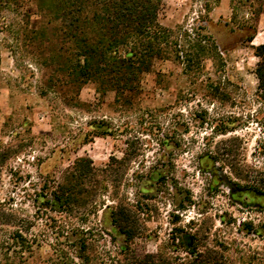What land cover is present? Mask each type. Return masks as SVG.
<instances>
[{
    "label": "rangeland",
    "instance_id": "374dc122",
    "mask_svg": "<svg viewBox=\"0 0 264 264\" xmlns=\"http://www.w3.org/2000/svg\"><path fill=\"white\" fill-rule=\"evenodd\" d=\"M3 1L0 264H63L60 257H71L79 232L92 264L118 259L123 238L110 224L117 205L131 211L139 206L142 237L130 247L138 258L169 253L185 259L177 237L190 235L198 253L218 264H264V200L247 190L264 175V102L257 97L254 74L259 60L245 49V40L240 50L230 51L251 36L255 18L250 11L264 0H229L232 25L211 16L215 8L219 16L228 15L220 0H162L157 22L173 30L180 45L196 38L197 27H205L223 43V66L206 59L190 79L174 56L154 60L141 78L136 106L127 112L114 109V94L101 96L93 84L78 93L81 110L44 92L49 71L40 64L49 49L25 46L23 35L51 34L55 25L38 22L35 0ZM258 30H264L263 21ZM99 121L113 136L84 141L88 124ZM128 144L139 155L117 166L112 182L94 183L84 206L61 212L40 202L41 195L48 200L64 183L77 160H89L100 170L111 158L121 160ZM151 173L159 175L158 182ZM16 234L31 251L14 241Z\"/></svg>",
    "mask_w": 264,
    "mask_h": 264
},
{
    "label": "trees",
    "instance_id": "16d2710c",
    "mask_svg": "<svg viewBox=\"0 0 264 264\" xmlns=\"http://www.w3.org/2000/svg\"><path fill=\"white\" fill-rule=\"evenodd\" d=\"M17 0H4L3 4H14ZM39 11V23L44 26L55 25L51 34L37 31L23 35L25 46L32 44L38 50L49 49L42 59L41 66L49 71L45 81V91L60 98L64 106L81 110L84 106L78 102V93L87 84L95 86L101 96L107 92L114 94L113 108L119 112L131 111L141 95L142 76L149 72L154 60H167L172 56L180 61L183 72L195 79L202 63L212 59L222 67L223 61L216 41L205 27L195 29L193 41L180 45L171 29L157 22L162 0H35ZM261 2V1H260ZM263 4L250 14L256 19L263 11ZM206 7V6H205ZM251 9V7H250ZM204 22V21H203ZM232 22V21H231ZM48 28V27H47ZM251 30L254 31L252 28ZM27 32V31H26ZM29 34V35H28ZM31 34V36H30ZM185 36L188 37L186 34ZM251 42V36L246 38ZM259 62L256 65V94L264 102V43L252 49ZM89 137L113 136L108 124L99 121L89 123ZM139 154L133 145H126L121 160L111 158L103 169H94L89 160L79 159L74 163L64 183L57 185L46 196H40V202L53 210L72 212L86 204L85 196L92 191L96 182H112L117 166L131 162ZM158 182L159 175L151 173ZM257 187L247 189L264 200V175ZM141 189V188H140ZM139 189V190H140ZM264 204V202H263ZM264 206V205H263ZM135 211L117 205L111 208L110 224L122 236L123 247L119 249L118 259L103 261L102 264H218V260L209 254L198 253L193 244L195 238L190 235L177 237L185 259L172 257L171 254L158 253L154 257L138 258L130 251L133 241L142 237ZM249 225H242L246 227ZM252 234V229H244ZM73 234V233H72ZM74 241V253L69 258L64 254L63 264H92L93 259L86 254V240L78 237ZM113 239V238H111ZM31 251V245L20 235L14 240ZM172 253V252H171Z\"/></svg>",
    "mask_w": 264,
    "mask_h": 264
},
{
    "label": "crops",
    "instance_id": "0c3cea01",
    "mask_svg": "<svg viewBox=\"0 0 264 264\" xmlns=\"http://www.w3.org/2000/svg\"><path fill=\"white\" fill-rule=\"evenodd\" d=\"M229 0H220V6H222V8L224 7L228 13V15H226L225 17H221L219 16V14L215 11L217 10L218 8H215L214 9V13H212V17L213 16H216V20H220V21H223V22H227V23H230V25H232L234 23V16L232 15V10L230 9V6H229ZM232 21V22H231ZM263 21L264 22V10L258 15V17L255 19V28H254V31H252L253 33L251 34V42H247L246 39H241L240 41L241 42H236L234 43V45H232V48L230 51L232 52H235L237 50H240L242 47H241V44L242 42L245 40V44H246V47L245 49H250L252 50L253 48L255 47H258L260 45H262L264 43V30L262 32H259L258 30V26H259V23ZM236 33H239V34H242V31L241 30H237ZM258 39L259 43H255V40ZM218 42H216L217 46L219 49L222 48V42L217 40ZM245 47V46H244ZM230 51H227L228 53ZM223 56H224V53H221ZM252 57L253 58H256L254 57V55L252 54Z\"/></svg>",
    "mask_w": 264,
    "mask_h": 264
}]
</instances>
